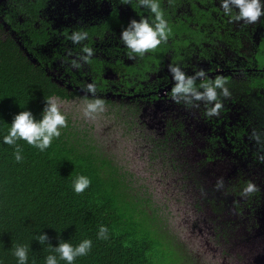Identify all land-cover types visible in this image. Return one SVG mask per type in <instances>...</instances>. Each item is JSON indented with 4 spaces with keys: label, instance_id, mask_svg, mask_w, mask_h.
I'll return each instance as SVG.
<instances>
[{
    "label": "flooded vegetation",
    "instance_id": "1",
    "mask_svg": "<svg viewBox=\"0 0 264 264\" xmlns=\"http://www.w3.org/2000/svg\"><path fill=\"white\" fill-rule=\"evenodd\" d=\"M24 1L35 5L31 14L21 12L12 18L13 7ZM162 2L170 14H165L168 24L169 20L187 21L188 26L195 30L206 29V38L196 42L190 40L194 37L192 34H176L174 37L180 36L181 42H188L187 51L182 46L177 51L168 50L164 53V60L155 68L154 62L148 68L144 65L143 57L150 50L143 56L132 55L130 58L129 50L120 40V32L130 20L152 19L142 8L136 7V0L127 4L122 0H0V27L2 37L13 38L28 59L42 66L46 76L62 89L64 94L55 95L52 100H90L93 97L87 93L86 86L94 84L95 95L103 99L105 108L115 113L113 117L119 128L115 129L117 132L114 135L118 138L132 137L136 134L134 129L146 122L145 118L153 108L163 107L162 138L154 140L146 133L143 138L146 156L163 160V156L171 158L176 150L193 145L197 154L195 161L198 162L194 163L195 166L223 160L231 166L233 164L235 182L240 174H245L255 188V195L252 193L250 200L249 193L235 195L227 190L232 185V179L223 180L222 189L217 194L213 188H208L205 197L215 213L227 205L235 210L237 218H224L222 222L225 229L234 230L236 226L233 224L239 218L246 222L251 219L253 223L264 201V189L257 187L258 182L251 176V169L249 172L242 162L246 154L259 158L260 155L252 151L264 146V113H261V106H264V66L258 65L257 58L259 52L264 54V16L248 24L225 16L219 0ZM205 14L208 21L202 22L201 16ZM28 28L35 32L33 36L28 34ZM74 31L87 32V39L73 44L69 37ZM166 41L170 42V37ZM85 47L93 49L92 56L87 60L83 59L85 54L82 49ZM175 55L174 61L172 56ZM170 66H179L188 76L203 71L205 76L195 81L198 89L203 80L221 77L226 82L227 96L217 90L221 108L216 114L209 115L215 102L196 101L186 105L171 99L170 89L174 81L169 72ZM68 126L72 127L70 122ZM202 127L207 131L200 134ZM72 128L84 133L96 152L115 164L90 141L89 130ZM260 154L264 157V147ZM180 162L181 157L171 166V171H180ZM117 167L121 174H132ZM180 177V182L184 183L186 178ZM144 196L139 198L151 203L150 197ZM153 206L157 211V207Z\"/></svg>",
    "mask_w": 264,
    "mask_h": 264
},
{
    "label": "trees",
    "instance_id": "2",
    "mask_svg": "<svg viewBox=\"0 0 264 264\" xmlns=\"http://www.w3.org/2000/svg\"><path fill=\"white\" fill-rule=\"evenodd\" d=\"M160 6L170 16L162 0ZM34 7L30 1L17 3L11 12L12 18L21 12L31 14ZM136 7L141 9L137 3ZM143 10L152 18L147 9ZM201 21H208L207 14L201 16ZM168 25L170 42H162L150 50L143 57L145 67L154 62L155 68L170 49L186 48L188 42H181L180 36L174 37L176 34H192L194 37L190 40L196 42L206 38V29L195 30L187 21L169 20ZM27 32L30 36L35 34L29 28ZM2 34L0 27V137L7 133L16 113L29 110L39 119L45 100L64 94L46 76L42 66L32 63L13 38ZM176 57L172 59L175 61ZM257 58L258 65L264 66V54L259 52ZM17 143L22 149L20 162L14 159L13 146L0 141L2 264H17L12 254L17 245L29 246L27 264H44L45 257L51 253L50 245L54 247L65 240L76 245L86 238L92 241L91 250L77 257L73 264H190L179 245L158 228L155 209L136 192L126 191L129 186L123 180L125 175L118 171L116 164L96 152L84 133L67 122L60 136L43 152L22 140ZM263 147L252 152L256 155ZM79 175L87 176L90 184L77 194L72 190V183ZM249 183L253 184L245 174H240L227 190L235 195L245 194L243 190ZM252 193L255 195V190L249 193V200ZM250 222L251 219L245 225ZM100 225L108 229L107 240L96 237ZM40 232L47 235L50 245L37 241ZM58 264L65 262L58 258Z\"/></svg>",
    "mask_w": 264,
    "mask_h": 264
},
{
    "label": "rangeland",
    "instance_id": "3",
    "mask_svg": "<svg viewBox=\"0 0 264 264\" xmlns=\"http://www.w3.org/2000/svg\"><path fill=\"white\" fill-rule=\"evenodd\" d=\"M54 101L65 114L66 122H70L72 127L89 130L90 141L122 170L132 173H125L123 177L129 186L126 191L131 194L136 192L138 197H150L153 204L149 205L154 209L153 205L157 207L155 223L162 233H167L179 245L181 254L190 264H258L254 258L262 252L264 245V233L253 231L259 224L258 217L248 226L244 219L239 218L233 224L236 226L234 230L225 229L222 226L224 218H237L235 210L227 205L215 213L205 200L208 188H213L217 194L222 189L223 180L232 179L231 183H235L233 164L215 160L195 166L194 163L198 162L195 161L197 154L193 145L176 150L171 158L163 156V160L145 155L143 138L146 133L154 140L162 138L163 107L153 108L145 118L146 122L134 129L136 134L132 137L118 138L114 133L119 124L113 117L115 113L112 109L104 107L102 112L86 117L83 114L85 99ZM261 107V113H264V106ZM201 130L200 134L207 131L204 127ZM258 154L260 159L248 154L243 158L248 161L246 168L251 169V176L258 182L257 187L264 189V157ZM148 157L151 158L148 160ZM180 157V171H171V166ZM180 175L186 178L184 183L180 182ZM246 238L248 241L243 242Z\"/></svg>",
    "mask_w": 264,
    "mask_h": 264
},
{
    "label": "clouds",
    "instance_id": "4",
    "mask_svg": "<svg viewBox=\"0 0 264 264\" xmlns=\"http://www.w3.org/2000/svg\"><path fill=\"white\" fill-rule=\"evenodd\" d=\"M137 5L143 9H147L152 14V19L147 18L139 20L132 19L127 26L120 32V40L129 50V56H143L145 52L154 50L162 42H165L171 30L165 18L164 11L160 6V0H136ZM223 14L233 21H243L244 23H255L260 17L264 16V0H219ZM122 3H130V0H122ZM236 10L235 12L233 10ZM88 33L85 31H74L69 39L73 44H79L86 40ZM85 54L83 59L92 56L93 49L85 47L82 49ZM174 85L170 89L171 99L186 105H191L196 101H203L208 104H213L209 110V115H214L221 108V104L217 99V90L220 94L227 96L228 90L225 87V81L221 77H216L214 80H203L199 89L195 81L199 77H204L203 71H198L192 76H188L179 66H170ZM87 93L92 95V99L87 100L84 105L83 114L86 117H91L93 114L104 110L103 99L95 95L96 89L94 84L86 86ZM67 126L66 116L60 110L58 104L52 100H45V105L41 110L39 119L34 118L29 110H22L16 113L8 127L7 133L0 137L3 144L13 146V156L17 162H20L23 157L22 149L17 141H24L28 145L45 151L54 138H58L61 134V129ZM90 179L87 176L79 175L72 183L73 192L80 194L88 188ZM254 185L249 183L244 188V193L253 192ZM96 237L98 240L108 239V229L104 225H100ZM40 244L47 243L48 237L45 233L40 232L37 238ZM51 246V253L44 259V264H58L59 260H63L65 264H73L77 257H83L91 250L92 241L83 239L78 244L73 245L69 242H58L56 246ZM29 246L17 245L13 250V255L16 258L17 264H27ZM2 264V261H0Z\"/></svg>",
    "mask_w": 264,
    "mask_h": 264
},
{
    "label": "water",
    "instance_id": "5",
    "mask_svg": "<svg viewBox=\"0 0 264 264\" xmlns=\"http://www.w3.org/2000/svg\"><path fill=\"white\" fill-rule=\"evenodd\" d=\"M244 165L246 166V163L248 162L246 160V158H243V161ZM264 162V160L262 161ZM230 196V195H228ZM258 219L257 221H259V224L258 226L253 230L254 232L257 231L259 234L260 233H264V201L262 202L261 204V208L260 210L258 211V215H257ZM242 228L245 229L244 226H241ZM248 241V238H246L243 242H247ZM261 253L257 254L254 258V261L258 264H264V245H262V248H261Z\"/></svg>",
    "mask_w": 264,
    "mask_h": 264
}]
</instances>
